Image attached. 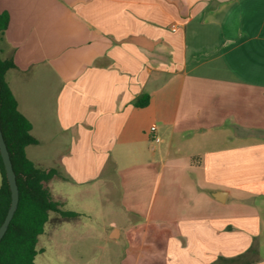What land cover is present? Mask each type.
<instances>
[{"label":"crops","instance_id":"crops-1","mask_svg":"<svg viewBox=\"0 0 264 264\" xmlns=\"http://www.w3.org/2000/svg\"><path fill=\"white\" fill-rule=\"evenodd\" d=\"M0 12L5 81L37 142L25 154L50 184L115 182L141 264H264V0H0Z\"/></svg>","mask_w":264,"mask_h":264},{"label":"rangeland","instance_id":"rangeland-1","mask_svg":"<svg viewBox=\"0 0 264 264\" xmlns=\"http://www.w3.org/2000/svg\"><path fill=\"white\" fill-rule=\"evenodd\" d=\"M38 69L42 71V65ZM33 86L43 88L44 79L41 77ZM22 87H27V84H22ZM27 154L30 155L29 150ZM51 184L48 181L44 186L50 191L52 201L59 200V190L68 193L66 204L63 199L58 201L60 204L55 203L59 211L69 215L49 214V220L38 236L34 264H135L138 259L141 264L145 258L144 251L139 255L141 235L127 227L126 218L116 202L118 188L115 182L106 188L100 185L89 192L58 183L56 179ZM111 221L122 229L119 239L107 237Z\"/></svg>","mask_w":264,"mask_h":264},{"label":"trees","instance_id":"trees-1","mask_svg":"<svg viewBox=\"0 0 264 264\" xmlns=\"http://www.w3.org/2000/svg\"><path fill=\"white\" fill-rule=\"evenodd\" d=\"M7 13L0 12V36L7 28ZM15 67L11 59L0 58V130L6 145L18 189V203L6 232L0 240V264H34L36 244L50 213H60L57 203L50 198L44 186L54 174L34 166L26 157L25 148L36 144L30 134L29 121L18 111L17 102L5 81V73ZM148 96L134 101L136 107H144ZM0 224L10 203V192L0 159ZM250 252V250H248Z\"/></svg>","mask_w":264,"mask_h":264},{"label":"water","instance_id":"water-1","mask_svg":"<svg viewBox=\"0 0 264 264\" xmlns=\"http://www.w3.org/2000/svg\"><path fill=\"white\" fill-rule=\"evenodd\" d=\"M0 159L3 165L5 179H6L9 192H10L9 207L6 211V214H5V217L2 223L0 224V240H1V238L6 232L7 227L13 217V214L17 208V203H18V189L16 185L15 174L12 169L9 154H8L6 145L4 143L1 130H0Z\"/></svg>","mask_w":264,"mask_h":264},{"label":"built area","instance_id":"built-area-1","mask_svg":"<svg viewBox=\"0 0 264 264\" xmlns=\"http://www.w3.org/2000/svg\"><path fill=\"white\" fill-rule=\"evenodd\" d=\"M172 29H174V27H173V26H172ZM153 130H154V128H153V127H151V128H150V131L152 132ZM152 139H153V141H158V139H157L156 137H153Z\"/></svg>","mask_w":264,"mask_h":264}]
</instances>
